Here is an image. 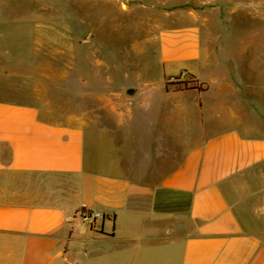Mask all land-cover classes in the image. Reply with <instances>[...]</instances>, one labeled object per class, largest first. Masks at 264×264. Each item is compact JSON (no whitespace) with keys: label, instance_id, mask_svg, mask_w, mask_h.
Segmentation results:
<instances>
[{"label":"crops","instance_id":"obj_1","mask_svg":"<svg viewBox=\"0 0 264 264\" xmlns=\"http://www.w3.org/2000/svg\"><path fill=\"white\" fill-rule=\"evenodd\" d=\"M156 33L164 75L136 107L123 102L139 87L107 85L102 105L60 122L27 88L0 92V264H264V123H245L251 78H204L209 54L188 30L168 22ZM189 79L198 86L180 87ZM170 194L189 226L169 242ZM83 207L103 214L94 226Z\"/></svg>","mask_w":264,"mask_h":264},{"label":"rangeland","instance_id":"obj_2","mask_svg":"<svg viewBox=\"0 0 264 264\" xmlns=\"http://www.w3.org/2000/svg\"><path fill=\"white\" fill-rule=\"evenodd\" d=\"M168 22L171 29L188 30L209 54L197 65L204 78L227 71L245 84V74L250 76L253 119L245 123H264V0H0V92L27 88L43 114L60 122L70 112L102 105L95 93L107 85L123 95L139 87L123 102L136 107L146 85L164 75L157 66L156 32ZM245 61L252 64L246 67ZM178 68L169 67V74ZM180 83L198 86L191 79ZM177 118L169 123H181ZM138 157L125 154L123 160ZM174 196L169 195V242L189 226L187 204Z\"/></svg>","mask_w":264,"mask_h":264},{"label":"built area","instance_id":"obj_3","mask_svg":"<svg viewBox=\"0 0 264 264\" xmlns=\"http://www.w3.org/2000/svg\"><path fill=\"white\" fill-rule=\"evenodd\" d=\"M79 213L82 220L91 226H94L95 223L97 222V219L103 216V214L100 211L86 207H83L79 211Z\"/></svg>","mask_w":264,"mask_h":264},{"label":"water","instance_id":"obj_4","mask_svg":"<svg viewBox=\"0 0 264 264\" xmlns=\"http://www.w3.org/2000/svg\"><path fill=\"white\" fill-rule=\"evenodd\" d=\"M128 93H129V94H133V93H134V89H129V90H128Z\"/></svg>","mask_w":264,"mask_h":264}]
</instances>
